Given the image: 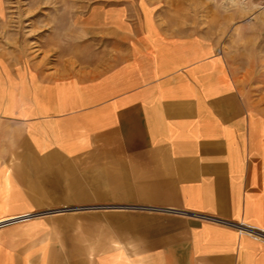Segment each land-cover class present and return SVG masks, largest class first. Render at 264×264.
Segmentation results:
<instances>
[{
    "label": "crops",
    "instance_id": "crops-1",
    "mask_svg": "<svg viewBox=\"0 0 264 264\" xmlns=\"http://www.w3.org/2000/svg\"><path fill=\"white\" fill-rule=\"evenodd\" d=\"M138 4L77 61L0 66V223L29 221L0 230V264H264V137L227 53ZM80 209L92 260L33 222Z\"/></svg>",
    "mask_w": 264,
    "mask_h": 264
},
{
    "label": "rangeland",
    "instance_id": "rangeland-1",
    "mask_svg": "<svg viewBox=\"0 0 264 264\" xmlns=\"http://www.w3.org/2000/svg\"><path fill=\"white\" fill-rule=\"evenodd\" d=\"M151 1L153 4L144 6L157 12L160 19L167 23L179 22L182 28L210 35L225 49L230 73L247 102L250 130L264 137V0ZM139 2L142 0H0V66L11 72L22 65L28 69L46 70L64 55L77 61L79 56L82 57V43L95 44V29L109 22L99 21L100 18L119 15L125 20L130 19L142 7ZM88 28L92 31L86 32ZM4 59L11 63H5ZM66 207L74 206L55 209ZM93 211L96 209L46 214L43 219L33 222L49 240L52 236L70 238L72 249L86 248L82 250L85 255L82 259L92 260L95 246L88 242L94 233H90L91 229H82V215ZM59 216L70 218L61 229H52L44 223ZM91 220L95 221L94 218ZM28 222L8 226L0 223V230L24 228ZM68 223L70 227H66ZM31 236L23 234L24 238ZM37 236L40 237L39 233ZM54 241H48L51 242L48 246L56 247Z\"/></svg>",
    "mask_w": 264,
    "mask_h": 264
}]
</instances>
